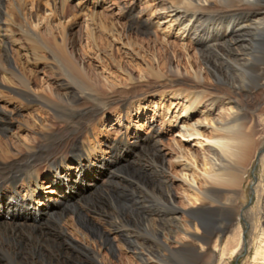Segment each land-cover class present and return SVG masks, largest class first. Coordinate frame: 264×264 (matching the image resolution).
Returning <instances> with one entry per match:
<instances>
[{
  "label": "rangeland",
  "instance_id": "rangeland-1",
  "mask_svg": "<svg viewBox=\"0 0 264 264\" xmlns=\"http://www.w3.org/2000/svg\"><path fill=\"white\" fill-rule=\"evenodd\" d=\"M18 1L2 0L0 3V11L8 9L11 16L8 25L9 34H13L11 36L17 44L23 43L26 47L29 46L26 38L30 36L28 38L30 44L35 42L31 45L36 48L40 46L39 49H41V44L34 39L33 35L27 36L31 33L30 31H25L27 34L24 33L26 35L24 36L20 34L19 30L21 27L32 29L43 42V52L38 50L39 55L47 56L49 59L47 62L40 61L38 69L31 77L30 87L32 91L42 94L50 100H55L58 93H66L64 86L69 84L75 92L81 93V95L86 96L97 92L105 97V100L91 101L89 99L93 106L87 110L91 112L85 114H82L81 110L84 109L85 105H88L89 101L82 100L75 103L73 106L76 109L80 105L79 110L77 109L78 112L75 111L78 114L72 110L73 114L71 113L70 116L75 119H73L75 123H72V128L78 129L80 140L86 142L84 144L90 148V151L92 150L91 145L92 147L97 145L102 154L107 153L105 156L107 160H110L107 165H103L99 169L96 167L87 168L85 174L88 175V178H94L92 184L85 190H81L77 194L78 196L69 197V201L65 202L69 205L67 213L59 222L68 233L70 243L84 249V251H89L90 254L87 255L80 251L81 249L77 250L73 247L71 251L68 248V251L63 253L45 249V260L42 262L36 261L35 264H94L93 261L91 263L90 259L92 256L91 250L95 252L93 257L95 256L94 258L99 264H140L138 256L136 257L127 249L134 246L127 245L120 238L113 239L110 236V242L114 247H117L115 252H109L108 247L102 240L85 241L75 232L73 225L80 227V229L83 228L84 232L88 231L87 233H92V235L106 232L109 226L98 220L101 219L99 216L101 212L120 214L123 220L129 221V226L126 224L123 229L126 228L130 232H135V234L139 233V236L141 230L146 242L154 246L155 253L152 254V261L150 262L159 264L155 259L159 245L150 233H154L153 227L150 228V225L148 227L146 223L138 222L139 218L153 219L155 215L153 211L164 205L157 199L160 198L159 196L166 199L167 194L170 192L174 198L173 206L183 212L179 216V222L184 227V231H187L188 228L185 224L187 215L185 214L192 210V203L195 202V198L203 200V203H206V201L200 195L197 197V193L187 190L179 182V167L174 163L177 150L173 147L172 141L185 148L187 144L176 136L175 131L168 132V125L162 118L153 119L151 108L140 113V115L134 112L132 120L134 124L140 123L143 126L142 136L149 134L147 124L152 119L154 120V124L162 132L163 139H161L160 148L162 152L167 154L166 158L164 160L155 158L152 145L149 146L151 151H142V148L147 146L148 143L138 146H122L116 143L121 134L119 125L126 120L125 110L120 101L128 99L135 93L141 95L143 100L154 99V101H159V98H167L168 93L173 91L190 96L189 94H192L193 88L196 91H203L202 95L204 92V95L207 93L217 94L214 97L216 103L214 106L217 110L221 109L224 120L229 119L236 113L239 117L241 115V117L245 116L244 126L250 129L248 130L254 148L250 154L249 162L245 165L241 180L233 188L209 186L201 174H198L205 161L201 158L197 149H192V152L195 153V159L191 158L190 161L194 162L198 169V172L194 173L198 190L207 192L209 198L219 203L214 204L207 211L208 226L206 227L209 233H214L215 237L204 251H200V246L197 245V253L183 247L180 250L181 252L173 253V256L167 255V264H217L220 259L222 264H264V254L259 257L255 256L257 247L262 245L264 250V87L251 90L255 85L252 71H245V73L239 75V85L248 87L251 92L246 93L244 89L240 94L233 95L230 93L231 88L228 83L223 84V80L220 83L216 81L211 68L209 70L199 59L198 54L194 53V51L197 52V47H192V39L181 42L175 38V31L165 26H162L160 30L156 26L144 24L141 30L137 32V29H140V27H137L140 23L157 14L156 0H105L101 4L102 8L95 9L93 4L96 0H24L21 6ZM10 4L11 6H9ZM132 5L134 9H130V13H128L127 10ZM227 11L215 9L209 13L214 14L217 12L218 16V12ZM4 18L3 13H0V19ZM252 18L253 16L249 18V21ZM230 30H234V28L231 27ZM253 34V30L245 34V40L249 41H247L249 45L254 37ZM185 47L188 50H185ZM27 48L32 51L31 48ZM192 48L194 49L192 50ZM203 50L205 51L204 48ZM261 52H264V43L261 44ZM231 74L238 76L237 69L231 71ZM170 83L174 84H171L170 87L165 86ZM9 95L12 96L11 91H9ZM206 96L209 98V95ZM225 99H229L230 103H226ZM21 100L25 108L21 105L18 108L16 107V110H18L17 115L13 116L11 130L5 135L9 142H14L13 137L15 135L25 141L30 140L29 146L35 145L36 133L43 125V120H47V123L52 122L51 125L55 128L54 131L58 132L53 138L60 137L62 124L60 120H50L51 113L48 109L39 107L38 103L34 102L36 105H32L34 104L32 101L28 102L25 98ZM16 103V101L10 102V108L18 106ZM31 105L34 106L32 108L36 111L33 112L34 114L31 113ZM203 109L204 106L200 105L198 111L200 112ZM156 116H159L157 110ZM211 118L209 116V122H212ZM31 119L38 122L39 128L36 127L33 130L30 126ZM26 120L28 121L27 124ZM82 127L84 133L81 132ZM74 131H70L69 135L72 136ZM133 134L134 132L131 135L133 136ZM204 136L210 139L214 137V134L207 130L204 132ZM12 148V154L15 156L17 148L14 145H12ZM137 149L139 150L137 151ZM70 150L71 147L65 146L62 152L67 153ZM99 154L100 151L96 152V155ZM109 156L110 158H108ZM39 168H41L40 174L45 173L44 166L40 165ZM23 169L26 171L25 165ZM162 171L166 172L163 176ZM164 176L174 181L171 187L168 188L167 185L161 182ZM41 191L45 198L47 196L46 192H44V189ZM22 200L23 198L20 199V201ZM41 210L42 207L38 209L40 214H42ZM26 216L20 215V217L14 219H12L14 216L9 217L7 221H12V224L26 222V225H28L31 221ZM56 219L58 220V218ZM1 221H6L5 216H0ZM35 223H39L43 227V232L50 235L44 225L41 224L40 219H36ZM26 225L24 224V226ZM244 231L246 233L243 237ZM239 233L241 247L236 251ZM181 237L183 238L181 239ZM50 238L57 239L53 237V234ZM135 238L132 237L137 243L141 241L139 238ZM165 238H168L166 243L170 249L175 247L176 244L183 246L193 244L190 238L181 235V233H173V235H167ZM200 245L202 244L200 243ZM223 248H226L225 255L230 256L220 258V251ZM138 249L141 250L142 247H138ZM189 251L193 253L190 254ZM233 251H236L235 254H229ZM20 253L22 264H30L34 261L27 252ZM145 257L147 256L145 255ZM50 258L53 261L50 260L51 262H49L47 260Z\"/></svg>",
  "mask_w": 264,
  "mask_h": 264
},
{
  "label": "bare ground",
  "instance_id": "bare-ground-1",
  "mask_svg": "<svg viewBox=\"0 0 264 264\" xmlns=\"http://www.w3.org/2000/svg\"><path fill=\"white\" fill-rule=\"evenodd\" d=\"M103 1L105 0H96L93 4V8H102L101 4ZM1 2L2 0H0V3ZM18 3L21 6L24 0H19ZM9 6H11V4ZM155 7L158 10L157 14H152L153 16H150L147 20L145 18L146 21L137 26L140 27V29H137V32L141 30L144 24L156 26L160 30L162 26H165L175 31V38L179 39L181 42L192 39V47H197V52L194 51V53L198 54L199 59L209 70L211 68L216 81L220 83L222 82L221 80H223V84L228 83L231 88V91H229L233 95L240 94L244 89L246 93H249L251 90L264 87V52L260 53L261 44L264 43V0H156ZM130 9H134L133 5L127 10L128 13H130ZM215 9L228 11L218 12V16L216 14L217 12L214 14L209 13L211 10L213 11ZM0 13H3V16H5L4 19H0V216H5V222H7H0V264H22L23 261H21L20 252L23 251L27 252V254L34 259L35 262L32 261L30 264H35L37 263L36 261L42 262L45 260V249L56 250L60 253L68 251V248L71 251L72 247L77 250L81 249L80 247L73 246V243H70L68 233L59 223L67 213V207H69L65 202L69 201V197H74L81 190H85L92 184L91 182H93L92 179L94 178H88V175L85 174L87 168L96 167L99 169L103 165H107L110 160H107L105 156L107 153L102 154L97 145L93 147L91 145L92 150L90 151V148L84 144L85 141L83 142L80 140V132L78 129L72 128L74 117H71L70 114L72 110L75 112L80 107L79 105L76 109V107L73 106L79 101H89L88 105L84 104L85 107L81 110L82 114H85L88 112L87 110L93 106L91 104L92 100H105V97L97 92L86 96L81 95V93L75 92L69 84L64 86L66 93H58L55 96V100H50L44 95L32 91L30 87L31 77L34 76L36 69H38L40 61L47 62L49 60L47 56L43 57L38 53V50L42 51L44 48L43 42L35 31L21 27L19 28L20 34L24 35L25 31H30L31 33L27 34L26 32L25 34H27V36L33 35L34 39L41 44L42 48L39 49V46L37 49L32 46L31 44H35V42L30 44L28 40L30 36L26 38L29 45L27 47L31 48L32 51H30V49L28 50L23 43L17 44V42L13 40V34H9L8 25L10 24L9 19L11 20L9 10L0 11ZM251 16H253V18L249 21ZM231 27L234 28V30H230ZM251 30H253L254 37L249 45V41L247 40V42L245 40V34L250 33ZM182 45L184 46V44ZM186 48L187 47H185V50H188ZM193 49L194 48H192V50ZM235 68L238 71V76L231 74V71H234ZM249 70L252 71L255 79V85L251 90L246 86L239 85V75ZM174 83L165 86L170 87L172 86L171 84ZM194 90L193 88L192 94H189L190 96H185L177 91L165 92L168 93V97L163 99L159 98V101H154L153 98V100H143L141 95L136 93L128 97V99L120 101L125 110L126 120L119 125L121 134L116 143L122 146H138L148 143L147 146L142 148V151H151L149 150V146L152 145L154 147L153 152L155 158L164 160L167 154L162 152L160 148L162 144L161 139H163L162 132L158 126L154 124L153 120L162 118L168 125V132L172 133L175 131L176 136H178L183 143L187 144L185 148L172 141L173 147L177 150L174 163L179 167V182L187 190L197 193V197L200 195L204 201H206V203H203V200H198L194 197L195 202L192 203V210L185 214L187 215V220H185V224L188 228L186 229L187 231H184V227L179 222V216L183 212L181 209L173 206L174 198L170 192L167 194L166 199H163L162 196H159V199L156 198L164 205L160 209H155L153 211L155 214H153V219H148L147 217L139 218L138 222H144L148 227L149 225L150 228L153 227L154 233H150L159 245V250L155 254V259L159 264H167V255L179 253L183 247L195 253L196 246L199 245L200 251H204L210 241L215 237L214 233H209L206 227L208 226L207 211L209 208H212L214 204L219 203L209 198L206 194L207 192L198 190L194 179V173L198 172V169L196 164L190 161L191 158L195 159V153L192 152V149H197L199 155L205 161V164L202 165V169H200L198 174H201L202 178L209 186L233 188L237 186L241 180L245 165L249 162L250 154L254 148L249 131L250 129L244 126L245 121L243 122V120L245 116L241 117V115L239 117L237 113L234 112L236 113L235 115L224 120L221 115V109L217 110L214 106L216 104L214 97H216L217 94L207 93L206 95H209V98H207V96L204 95L205 92L202 95L203 91ZM9 91L12 92V96L9 95ZM22 98L27 99L28 102L32 101L33 103H38L39 107L41 106L48 109L51 113L50 120H60L62 122L59 138H53L58 132L54 131L55 128L51 125L52 122L47 123V120H43V125L39 128L38 122L35 119H31L30 126L33 130H35L36 127L40 129L36 133L37 139L34 143L35 145L29 146L30 140L25 141L15 135L13 137L14 142H9L6 139L5 135L11 130L12 118L14 115H17L18 112L16 107L18 108L21 105L25 108L21 100ZM225 100L226 103H230L229 99ZM12 101H16L18 106L10 108L12 104H10V102ZM35 103L32 105H36ZM32 105L31 108L34 107ZM200 105L204 106V109L199 112L198 108ZM149 108L153 110L154 118L147 124L149 134L142 136L141 132L143 126L140 123L134 124L132 116L134 112L140 115V113L150 110ZM33 109L34 108H32V114L36 112ZM156 110L159 111V116H156ZM77 112L75 113L78 114ZM196 116L197 118H195ZM209 116L212 117L210 119L212 122H209ZM96 117H98V115H96ZM27 123L28 121L26 120V124ZM89 126L91 127V125ZM71 128L75 130L73 135L71 134L72 136L69 135V132L72 131ZM83 130L84 128L82 127L81 132H83ZM207 130L214 134L213 138L209 139L204 136V132ZM133 132L134 134L132 136L131 134ZM12 145L17 148V154L15 156L12 154ZM65 146L71 147V150L67 153L62 152ZM138 150L139 149H137V151ZM98 151H100V154L96 155ZM108 158H110V156ZM24 165L26 171L23 169ZM40 165L42 167L44 166L46 169L43 174H40ZM112 168L109 170L111 171ZM165 173V171H162V176L165 175ZM161 182L167 185L168 188L174 184L172 179L165 176ZM42 189L46 192L47 196L45 198L44 195L41 194ZM22 198L23 200L20 201ZM40 207H42L40 211L42 214L38 211ZM20 215H27L26 217L30 219L31 223H27L28 225H26V222L12 224V221H10L11 223L7 221L9 217L14 216L12 218L14 219L15 217H20ZM99 216L101 219L98 220H100L102 224L109 226L106 232L92 235L91 232V234H89L87 233L88 231L84 232L83 228L80 229V227L78 228L73 225L75 232L82 240H102L105 242L106 247H108L109 252H115L117 246L114 247L112 242H110V236H112L113 239L120 238L127 245L134 246L131 248L128 247L127 249L136 257L138 256L140 264H152L150 261H152V254L155 253L153 249L154 246L146 242L141 230L140 237L139 233L135 234V232H130L126 230V228L123 229L124 225L127 224L129 226V221L123 220L118 213L115 214V212H111L110 214L101 212ZM56 218H58V220ZM36 219L41 220V224L44 225V228L47 229L50 235H46L43 232V227L40 226L39 223H35ZM24 224L26 226H24ZM173 233H181V235L187 236L191 239L193 244L184 246L176 244L175 247L170 249L166 243L168 242V238L165 237L167 235H173ZM245 233L244 231L242 234L243 237ZM52 234L53 237L57 239L50 238ZM135 236H138L136 238H139L141 241L138 243L134 241L132 237L135 238ZM238 237L236 251L241 247L240 233ZM182 238L183 237H181V239ZM200 243L202 245H200ZM138 247H142V249L140 250ZM216 248L215 246V249ZM225 249H221L220 258L228 255H225ZM80 251L87 255L90 254L89 251H84V249ZM236 251L229 254L233 255ZM94 253L95 252L91 250V263L93 261L94 264H99L96 258H94L95 256L93 257ZM192 253L193 252H190V254ZM262 254H264V250L261 245L256 248L255 256L259 257ZM145 255L147 257H145ZM47 260L49 262L53 261L51 258ZM217 264H222V260L220 259Z\"/></svg>",
  "mask_w": 264,
  "mask_h": 264
}]
</instances>
